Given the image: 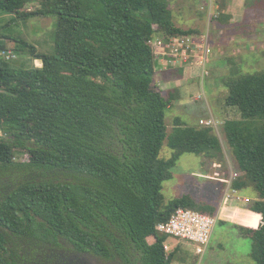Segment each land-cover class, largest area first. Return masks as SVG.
I'll use <instances>...</instances> for the list:
<instances>
[{"label":"trees","instance_id":"trees-1","mask_svg":"<svg viewBox=\"0 0 264 264\" xmlns=\"http://www.w3.org/2000/svg\"><path fill=\"white\" fill-rule=\"evenodd\" d=\"M32 1L0 0L16 18H58L54 55L22 42L42 67L0 59V264H67L65 244L123 264H173L182 248L167 254L158 225L180 208H219L189 194L166 203L164 184L183 155L221 158L223 148L213 128L181 118L168 132L177 95L156 82L153 42L197 31L176 25L169 0H41L29 12ZM226 86V106L241 115L223 125L243 174L232 188L259 194L239 228L264 264V72Z\"/></svg>","mask_w":264,"mask_h":264},{"label":"rangeland","instance_id":"rangeland-1","mask_svg":"<svg viewBox=\"0 0 264 264\" xmlns=\"http://www.w3.org/2000/svg\"><path fill=\"white\" fill-rule=\"evenodd\" d=\"M177 1L169 0V4L176 14L177 22L181 24V21L185 19L179 15L181 3ZM219 1L222 8L220 7L217 12L211 11L208 1L204 0L192 1L189 6L192 13L202 14L204 17L197 19V26L194 29L197 31L196 35L189 37H193L196 45L193 44L191 49L196 47L197 53V46L208 41V46L211 48L210 63L207 66L209 73L203 77L202 68L198 64H191L193 58L188 63L170 62L169 65L184 67V71L189 70L194 74L193 76L197 78L195 83L199 89L196 93H192L193 97L188 105V110H169L166 122L168 132L171 133L177 117H181L191 126L198 127H206L199 124L200 118L208 120L213 117L218 124V129L214 128V130L222 145L223 156L211 158L207 155L190 153L183 155L172 170L173 179L165 182L163 193L166 203L188 194L192 195L199 203H209L215 206L222 205L224 198H228L225 211H220V214L216 216H219L220 220L228 218L241 222L248 213V206L254 203L252 198L259 199V194L253 188L237 191L236 194L232 188L233 180L243 174L227 143L223 125L226 120L240 119L241 115L237 109L226 106L229 94L226 81L231 77L264 72V0H245V2L248 1L247 10L245 13L240 12V16L235 22L225 18L222 14L225 10L224 7L230 1L226 0L228 2L224 3L222 0ZM41 7V0H33L26 9L29 12H34L40 10ZM57 21L56 16L37 15L20 19L16 18L14 14L0 11V46H2L0 59L7 60L3 55V52H7L12 56L7 61L14 68L42 67V62L37 61L31 55V49L23 45L22 42L35 46L40 54L54 55L57 41ZM159 51L169 53L166 46ZM157 56L161 55L158 53ZM166 57L170 56L166 55ZM170 58L174 59V57ZM211 61L214 63L213 69ZM172 154L173 151L166 142L161 157L169 159ZM27 158L28 155L24 153L18 157V160L24 161ZM230 200L234 201L230 204ZM225 202L227 201L225 200ZM237 233L235 229L222 228L216 241L212 242L211 249L203 256L196 254V247L193 244L187 241L178 243V240H171L172 243H175V247L177 244L182 248L177 252L173 264H255L250 257L253 240L239 238ZM220 243L221 245H219ZM62 249L58 252L63 251V255L68 260L67 264H123L116 259L106 260L91 254L77 253L73 247L67 244ZM234 253L237 255L234 256ZM238 256H240L239 259H237ZM55 264H61V262Z\"/></svg>","mask_w":264,"mask_h":264},{"label":"built area","instance_id":"built-area-1","mask_svg":"<svg viewBox=\"0 0 264 264\" xmlns=\"http://www.w3.org/2000/svg\"><path fill=\"white\" fill-rule=\"evenodd\" d=\"M193 44L196 45L193 37L173 38L168 43L162 39H155L153 42L157 55L159 49H163L166 46L169 50L167 54L170 57H174L170 62L174 61L177 64L188 63L193 58L194 62L191 64H198L202 68V76L206 77L209 73L207 66L211 56V48L208 46V41H204V43L197 46V53L195 51L196 47L191 49ZM3 55L6 56L7 60L12 58L11 53L3 52ZM200 124L218 129V124L213 117L208 120H201ZM226 199L228 200V198ZM219 221V216H210L195 210L180 208L168 222L159 224L157 229L160 233L169 237L164 244L167 254L177 247V244L175 247V243H172L171 240H178V243L187 241L193 244L196 247V254L203 256L208 251L214 230Z\"/></svg>","mask_w":264,"mask_h":264},{"label":"crops","instance_id":"crops-1","mask_svg":"<svg viewBox=\"0 0 264 264\" xmlns=\"http://www.w3.org/2000/svg\"><path fill=\"white\" fill-rule=\"evenodd\" d=\"M192 1H203V0H178L177 1L178 3L179 2L181 3V11L179 12L180 13L179 15L181 17H183L182 19H185L184 21H181L182 25L179 22H177V18H175L176 14H175V12L172 11L176 25L182 29H185V30L195 29V26H197L196 25L197 19H203L204 18L202 16V14L192 13L191 9L189 8ZM204 1H208L209 7H210L211 11H213V12H217V10H219L220 7L222 8L219 0H204ZM228 1H230V3L224 7L225 10L222 12V14L224 15L225 18H229L230 21L235 22V21H237L238 17L240 16L239 15L240 12L241 13L246 12L248 1L247 2H245V0H228ZM228 1L222 0L223 3L228 2ZM212 7H213V9H212ZM183 12H185V13H183ZM198 17H200V18H198ZM207 18H208V15H207ZM186 21H188V23H185ZM156 39L158 40L161 38L157 37ZM159 53L161 56L157 57L156 82H157L158 86L163 91H175L176 92L177 99L174 102L173 106L170 108V110L180 109L181 111H186V110H188V105L191 103L190 100L193 97L192 93H196L199 89V87L195 83L197 78H195L193 76L194 74L190 73L189 70L184 71L183 70L184 67H176L173 64L169 65L171 58L166 57V55H168V54H166V52L159 51ZM164 54H165V56H164ZM193 62H194V59H193ZM211 68L212 69L214 68V63L212 61H211ZM177 118H181V117H177ZM201 120H206V118H200L199 124H200ZM235 193L237 194L238 192L235 191ZM225 200L227 202H225ZM234 200L237 201L236 199H234ZM234 200H230V204ZM252 200H253V202H255L258 199L252 198ZM227 203H228V200L226 198H224L223 204L217 206L219 208L218 214H220V211L221 212L225 211V209H226L225 206ZM247 212H251L249 210V206H248ZM257 215H259V214H257ZM242 225H243V223L240 222V220L237 221L236 219H228V218L227 219L226 218L221 219L219 221L218 225L216 226L215 230H214L208 251L211 249L212 242L214 243L216 241L217 236L219 235L218 233L220 230H222V228H229L230 230L235 229L238 232L237 235L239 238H247L242 234V231L239 228V226H242ZM219 245H221V243ZM208 251L206 253H208ZM235 255H237V254L234 253V256ZM239 258H240V256L237 257V259H239Z\"/></svg>","mask_w":264,"mask_h":264},{"label":"water","instance_id":"water-1","mask_svg":"<svg viewBox=\"0 0 264 264\" xmlns=\"http://www.w3.org/2000/svg\"><path fill=\"white\" fill-rule=\"evenodd\" d=\"M41 61V60H40ZM42 62V61H41Z\"/></svg>","mask_w":264,"mask_h":264},{"label":"flooded vegetation","instance_id":"flooded-vegetation-1","mask_svg":"<svg viewBox=\"0 0 264 264\" xmlns=\"http://www.w3.org/2000/svg\"><path fill=\"white\" fill-rule=\"evenodd\" d=\"M120 261V260H119Z\"/></svg>","mask_w":264,"mask_h":264}]
</instances>
